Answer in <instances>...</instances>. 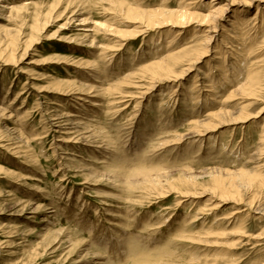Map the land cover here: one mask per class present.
<instances>
[{
  "label": "rangeland",
  "instance_id": "374dc122",
  "mask_svg": "<svg viewBox=\"0 0 264 264\" xmlns=\"http://www.w3.org/2000/svg\"><path fill=\"white\" fill-rule=\"evenodd\" d=\"M0 1V264H264V0ZM184 6L189 22L141 33L149 11ZM212 10L224 11L214 31ZM94 23L104 27L87 36ZM198 41L208 52L179 66H191L183 78L148 79L145 66ZM53 80L110 90L92 129L113 143L118 178L93 143L59 141L49 123L76 109Z\"/></svg>",
  "mask_w": 264,
  "mask_h": 264
},
{
  "label": "bare ground",
  "instance_id": "6f19581e",
  "mask_svg": "<svg viewBox=\"0 0 264 264\" xmlns=\"http://www.w3.org/2000/svg\"><path fill=\"white\" fill-rule=\"evenodd\" d=\"M3 1V0H2ZM185 1V0H184ZM184 1H182L181 3L183 4V5H186L185 4V2ZM191 1V0H190ZM248 1V0H247ZM1 2V1H0ZM123 3V2H122ZM4 4V3H3ZM191 3H189V4H187V6L188 5H190ZM234 4V3H233ZM236 4V3H235ZM212 5V4H211ZM229 5V4H228ZM3 6V5H2ZM122 6H124V5H122ZM121 6V9H123V7ZM186 6V7H187ZM11 7V6H10ZM9 7V8H10ZM69 7H71V6H69ZM185 6L183 7V9L182 10H176V11H169V10H152V11H149L148 12V14L149 15H147L145 18H144V21H143V27H145V30H141V33L142 34H145V33H147L148 32V30H150V29H152L153 27H155V26H157V25H164V24H168L169 26L170 25H172V26H175V27H178V26H182V25H184L185 24V22H189L193 17V15H191L190 13H189V10L188 9H185L186 8ZM213 7V6H212ZM7 8V7H6ZM17 8V7H16ZM22 8V7H21ZM120 8V7H119ZM11 9V8H10ZM68 9V8H67ZM212 9V8H211ZM228 9V8H227ZM8 10V9H7ZM55 10V9H54ZM68 10H70V9H68ZM79 10V9H78ZM118 10V9H117ZM120 10V9H119ZM126 10L128 11V12H134V9L132 8V7H127L126 8ZM214 10V9H213ZM211 11L209 14H207V15H205L204 16V19L203 20H205L206 22H212L213 24H215V25H212L213 27H210L211 29H212V31H214L218 26H217V24H216V22H215V16H216V14L217 15H219L220 17L219 18H221L222 19V15H223V13H224V11L221 13V12H218V11ZM16 11V10H15ZM72 12H73V10H72ZM76 12V11H75ZM16 13H18L17 11H16ZM50 13H52V12H50ZM260 14V11H259V9L257 10V14L253 17V18H250V20H247V18L245 17V16H243V14H241V15H238V16H235L236 18L234 19V21L232 22V25H236V27H237V25H238V27L239 26H245L246 25V23L248 24V23H251V22H253L254 21V23H255V21H257V19H258V15ZM72 15H75V14H72ZM76 15H77V13H76ZM75 15V16H76ZM263 15V14H262ZM197 16H202V15H197ZM196 16V17H197ZM261 19V18H260ZM232 20V19H231ZM262 20H264V19H262ZM261 20V21H262ZM75 21V20H74ZM87 20H85V22H86ZM83 22V21H82ZM88 22V21H87ZM195 22V21H194ZM203 23H204V21H202ZM254 23H253V26H254ZM82 24V23H81ZM86 24V26L88 25L87 23H85ZM94 24H96V23H94ZM188 24V23H187ZM199 24H200V22H199ZM262 24H263V22H262ZM84 25V24H83ZM205 25H207V24H205ZM94 26V25H93ZM209 26V25H208ZM250 26V25H249ZM249 26H247V27H249ZM92 27V26H91ZM100 27H104L103 26V24H96L92 29H87L86 31L87 32H89V33H87V36H90V34H93L94 32H98V29L100 28ZM233 27V26H232ZM255 27V26H254ZM264 27V26H263ZM87 28V27H86ZM159 28V27H158ZM36 29V28H35ZM83 29H85V28H83ZM202 29V28H201ZM235 30V29H234ZM85 31V30H84ZM199 31V30H198ZM201 31V30H200ZM203 31V30H202ZM202 31H201V33H202ZM240 31V30H239ZM246 31V30H245ZM250 31V30H249ZM253 31H255V30H253ZM91 32V33H90ZM93 32V33H92ZM186 32V31H185ZM204 32V31H203ZM198 33H200V32H198ZM95 34V33H94ZM197 34V30H196V33H195V35ZM174 35H176V37L178 36L177 34H174ZM251 35V34H250ZM243 36V35H242ZM241 36V37H242ZM245 36H247V35H245ZM244 36V37H245ZM127 36L126 35H123V37H121L122 38V40H126L127 38H126ZM179 37V36H178ZM208 37L209 38H213V36L212 37H210V35H208ZM249 37V36H248ZM83 38H85V37H83ZM95 38V37H94ZM134 37H132V39H133ZM93 39V38H92ZM120 39V38H119ZM131 39V38H130ZM225 39V38H224ZM223 39V40H224ZM242 39V38H241ZM88 40V39H87ZM94 40V39H93ZM12 41H15V40H12ZM176 41V38H172L171 40H170V42H169V44H171V43H174ZM193 41H191L190 43H192ZM199 42V41H198ZM205 42V41H204ZM248 42H249V40H248ZM35 43V42H34ZM93 43V42H92ZM189 43V44H190ZM242 44V43H241ZM245 44V43H244ZM171 46V45H170ZM175 46H177V45H175ZM204 46V47H203ZM9 47H12V46H9ZM187 47V46H186ZM249 47V46H248ZM168 48H169V45H168ZM206 49V45H204V44H202V42H199V43H196V44H194L193 46H191V47H188V48H185V49H183V50H181V51H179V52H177V53H174V54H170L169 56H166L165 58H163L162 60H160V61H158V62H154V63H152V64H150V65H148V66H145V68L144 69H148V70H150V72H149V74H148V79L149 80H152L153 82H154V85L156 84V83H159L161 80H164V81H171V80H177V79H179V78H183L186 74H187V72H189L191 69V66L190 67H188V69H183V70H181V72L180 73H178V69H179V66L180 65H182V63L183 62H185V61H189V62H191L193 59H195L194 60V62H200L201 61V58L204 56V55H206V53L208 52L207 50H205ZM220 49V48H219ZM175 50V49H174ZM172 51V50H171ZM219 51V50H218ZM243 51V50H242ZM1 52V51H0ZM253 52V51H252ZM251 52V53H252ZM2 53V52H1ZM3 53H5V55H6V52H3ZM9 53V52H8ZM221 53V52H220ZM4 55V54H3ZM5 55H4V57H5ZM8 55V54H7ZM6 55V56H7ZM9 56V55H8ZM7 56V57H8ZM249 56H250V53H249ZM1 58V57H0ZM10 58V57H9ZM64 59V58H63ZM66 59V58H65ZM2 60H3V58H2ZM81 60V59H80ZM4 61H5V59H4ZM52 61V60H51ZM83 61V60H82ZM3 62V61H2ZM64 62V61H63ZM81 62V61H80ZM86 62V61H85ZM90 62V61H89ZM89 62H87V63H85L87 66H88V69H91V71H97V65H95L94 63H89ZM7 63V62H6ZM46 63V62H45ZM49 63V62H48ZM70 63V62H69ZM4 64V63H3ZM78 64V63H77ZM195 65V64H194ZM79 66H80V64H79ZM83 66V65H82ZM81 67V66H80ZM181 67V66H180ZM89 72V71H88ZM240 73V72H239ZM238 73V74H239ZM162 76V77H161ZM261 76H263L262 74H261ZM172 77H174V78H172ZM247 77V76H246ZM247 80V84H248V86L247 87H250V90L252 89V88H254L255 86L257 87L258 85H260V83H261V80H260V73H259V70H258V73H257V71H256V73L255 74H252V75H249V79L248 78H246ZM76 81V80H75ZM97 82V81H96ZM123 82V81H122ZM148 82V81H147ZM172 82V81H171ZM175 82V81H174ZM53 83H54V85L56 86V90L57 91H59V92H63L64 93V95H65V97H62V99H64L65 98V102L67 103V104H70V102L72 103V102H75V112L77 113H63L62 115H60L59 117H57L58 116V114H57V116L55 117V118H53L52 120H54L55 121V123H52V120H51V122L49 123V124H51L52 125V127H57V129L54 131L56 134H59V136H60V139H59V141H67L68 139H66L67 138V136L68 135H71V134H74L75 135V139H77L76 141H80V140H83V142H84V140L86 141V143H93L94 145H93V148H94V150H102V153H101V156H102V159H99L100 161H98V163L99 164H103V166L107 169L103 174H105L106 176H108L109 178H118L119 176H120V174H121V169L120 168H122L121 166H117V164H114V163H116V162H114V163H111V162H113V160H116L117 161V159H114L113 157V155H112V153H114V148H113V146L111 147V143H110V141L108 140V138H106V139H104L103 137H101V135L103 134L102 132H101V130L100 131H95L94 129H92L93 127V124L95 125V123H97V121L100 119V116H99V114H101V112H104V111H106L105 110V102L106 101H104L103 99H105V98H101V97H104V95H105V91H106V93L108 92V91H110V90H105V89H103V88H100V89H97V88H95V87H88V86H84L83 84H81V83H79L78 82V85L74 82V83H72V82H60V81H57V80H53ZM100 83V82H99ZM120 83V82H119ZM81 84V85H80ZM113 84V83H112ZM153 84V83H152ZM51 85V84H50ZM87 85V84H86ZM102 85V84H101ZM116 85H118V84H116ZM115 85V86H116ZM127 85V84H126ZM151 85V84H150ZM35 86V85H34ZM112 86H114V85H112ZM121 86V85H120ZM86 87H88V89H86ZM98 87V86H97ZM152 87V86H151ZM242 87V86H241ZM245 87V86H244ZM51 88V87H50ZM37 89V88H36ZM115 89V88H114ZM150 89H152V88H150ZM241 90H242V88H240ZM244 89H246V88H244ZM243 89V90H244ZM255 89V88H254ZM257 89H258V87H257ZM25 90L26 89H24V91L23 92H21L19 95H18V97H22L23 98V96L25 95V94H27L30 90H28V91H26L25 92ZM51 90V89H50ZM87 90V91H86ZM31 91H32V89H31ZM30 91V92H31ZM45 91V90H44ZM55 91V90H54ZM88 91H90V92H88ZM112 91V90H111ZM115 91H116V89H115ZM33 93V91L31 92V94ZM38 93V92H37ZM254 93V92H253ZM255 94V93H254ZM54 95V94H53ZM113 95V94H112ZM215 95V94H214ZM17 97V98H18ZM55 97V96H54ZM61 96H59V97H57V98H60ZM87 97H89L87 100H86V98ZM22 98H20V99H22ZM56 98V97H55ZM50 99V98H49ZM61 99V98H60ZM107 99V98H106ZM105 99V100H106ZM53 100V99H52ZM51 100V105H55V107L57 106H62V105H60V103H58V102H54V101H52ZM56 100V99H55ZM215 100V99H214ZM81 101H83V102H85V104H80V102ZM60 102H62V101H60ZM65 102H64V104H65ZM217 103V102H216ZM62 104V103H61ZM66 104V105H67ZM74 104V103H73ZM50 105V106H51ZM111 105V104H110ZM64 106V105H63ZM224 106V105H223ZM66 107V106H65ZM225 107V106H224ZM65 110V109H64ZM226 111H227V109H225ZM224 110V111H225ZM0 111H3V112H5V110L4 109H0ZM57 112H58V110H56ZM3 112H1V113H3ZM85 113L86 112V114H87V112H90L91 114H92V117L93 118H88V117H85L84 115H80V114H82V113ZM100 112V113H99ZM217 112V111H216ZM220 112V111H219ZM230 112V111H229ZM60 113V112H59ZM79 113V114H78ZM98 113V116L99 117H97V116H94V115H96ZM219 113H211V115H209L208 117H217V116H219L218 115ZM46 115V114H45ZM225 115H227L226 113H225ZM247 115V114H246ZM1 116V115H0ZM3 117V116H2ZM2 117H0L1 119H2ZM4 117H5V115H4ZM10 117V116H9ZM248 117V116H247ZM12 118V117H11ZM8 119V118H7ZM10 119V118H9ZM50 119V118H49ZM84 119L86 120L85 121V123L83 122L84 121ZM209 119V118H208ZM207 119V120H208ZM243 119V118H242ZM248 119V118H247ZM241 120V119H240ZM206 121V120H205ZM13 122H14V120H13ZM100 122V121H99ZM14 124V123H13ZM197 125H200V123L199 122H197L196 123ZM210 124V123H209ZM98 126H99V124H98ZM6 127V126H5ZM209 127H211L210 125H209ZM7 128H8V126H7ZM15 128V127H14ZM17 128V127H16ZM88 129H90V130H88ZM11 130H13V132H14V129H11ZM216 130V129H215ZM17 131V130H16ZM12 132V133H13ZM209 132V131H208ZM1 133V132H0ZM21 133V132H20ZM105 134V133H104ZM197 134V133H196ZM199 134V133H198ZM2 135V134H1ZM65 135H67V136H65ZM201 135V134H200ZM11 136V135H10ZM13 136V135H12ZM21 138H24V137H22L23 135L22 134H20L19 135ZM103 136V135H102ZM3 137V136H2ZM195 137V136H194ZM12 138V137H11ZM1 139V138H0ZM3 139H4V137H3ZM13 139V138H12ZM17 139V138H16ZM15 139V140H16ZM25 139V138H24ZM2 140V139H1ZM14 140V141H15ZM26 140V141H25ZM25 140H23V141H25L26 142V144L27 145H29V140L26 138ZM6 141V140H5ZM69 141H71V140H69ZM0 142H2V141H0ZM73 142V141H72ZM13 143V142H12ZM12 143H10V144H12ZM82 143V142H81ZM85 143V142H84ZM8 144V143H7ZM9 144V145H10ZM15 144V143H14ZM31 144V143H30ZM58 144V143H57ZM69 144V143H68ZM113 144V143H112ZM6 145V144H5ZM24 145V144H23ZM23 145H22V147H23ZM86 145V144H85ZM15 146V145H14ZM63 146V145H62ZM75 146V145H74ZM2 147H3V145H2ZM9 147H11V146H9ZM17 147V146H16ZM64 147V146H63ZM6 148H8V147H6ZM14 148V147H13ZM20 148V147H19ZM18 148V149H19ZM29 148V147H28ZM9 149V148H8ZM30 149H32V148H30ZM29 149V150H30ZM60 149V148H59ZM26 150V149H25ZM25 150H24V153L23 154H25ZM10 151V150H9ZM15 151V150H14ZM17 151H19V150H17ZM32 151V150H31ZM12 152H13V150H12ZM22 152V151H21ZM11 153V152H10ZM16 153V152H15ZM28 153V152H27ZM26 153V154H27ZM18 154H19V152H18ZM29 154V153H28ZM22 155V154H21ZM20 156V155H19ZM37 156V155H36ZM60 156V155H59ZM21 157V156H20ZM63 157V156H62ZM100 157V156H99ZM25 158H28V157H26L25 156ZM30 159L31 158H36L35 157V153H32L31 155H30V157H29ZM113 158V159H112ZM21 159V158H20ZM27 161V160H26ZM30 161H32V159L30 160ZM30 161H28V162H30ZM40 161V160H39ZM67 161V160H66ZM69 161V160H68ZM35 162V161H34ZM38 162V161H37ZM25 163V162H24ZM40 163V162H39ZM38 163V164H39ZM67 163V162H66ZM30 164V163H29ZM32 164H34V163H32ZM35 165V164H34ZM33 165V166H34ZM116 165V166H115ZM36 166V165H35ZM102 166V167H103ZM90 167V166H89ZM101 167V168H102ZM87 168V166L85 167V169ZM92 168H93V166H92ZM91 168V169H92ZM97 168H99V167H97ZM101 168H99V169H101ZM0 169H2V168H0ZM4 169H5V167H4ZM89 169V168H88ZM104 169V168H103ZM3 171V170H2ZM10 171V170H9ZM127 171V170H126ZM1 172V171H0ZM5 172H8V170L7 171H5ZM123 172V171H122ZM9 173V172H8ZM14 175H15V173H13ZM11 172H10V174L9 175H13ZM17 174V173H16ZM144 175V173L141 171H139V172H137V175ZM22 176V175H21ZM10 177V176H9ZM14 177H16V176H14ZM19 178V177H18ZM16 179V178H15ZM150 179V176H149V178H148V176H143L142 177V180H144V181H146V182H149V181H151L150 183H152V182H154V181H152V180H149ZM180 182H184V180H179ZM191 182H193V181H191ZM195 182V181H194ZM143 183V182H142ZM149 183V184H150ZM191 185V184H190ZM136 186V185H135ZM175 186V185H174ZM173 186V187H174ZM132 187H134V185H132ZM144 187V186H143ZM195 187V186H194ZM1 189V188H0ZM35 189V188H34ZM136 189V188H135ZM2 190V189H1ZM177 191H178V189H177ZM0 192H3V191H0ZM167 193V192H166ZM3 194V193H2ZM185 196V195H184ZM219 197V196H218ZM222 201V200H221ZM20 203V202H19ZM22 204V203H21ZM32 204V203H31ZM216 204V203H215ZM219 204V203H218ZM221 204V203H220ZM27 205V204H26ZM22 206V205H21ZM40 207V206H39ZM42 207V206H41ZM216 207V206H215ZM24 208V207H23ZM26 209V208H25ZM22 210H24V209H22ZM39 210V209H38ZM41 210V209H40ZM35 211V210H34ZM239 211V210H238ZM36 212V211H35ZM33 213V212H32ZM56 213V212H55ZM198 213H199V215H198ZM197 214H196V216L195 217H193V218H191V220H190V222H189V225H192V224H195L196 222H198V220H200V219H202V220H204V213L202 212V210H201V212L199 211ZM209 213V212H208ZM237 213V212H236ZM238 213H240V212H238ZM237 213V214H238ZM233 214H235V212L233 213ZM203 215V217H200V216H202ZM228 215V214H227ZM232 215H228V216H225L224 215V218L222 217L221 219H222V221H223V219L226 221V219H229L230 217H231ZM220 219V220H221ZM231 219H232V217H231ZM47 221V220H46ZM55 220H53V222H54ZM187 221V220H186ZM53 222L51 223V222H49V225H53ZM205 222H207V221H205ZM187 223V222H186ZM55 224V223H54ZM188 224V223H187ZM186 224V225H187ZM204 224V223H203ZM45 225V224H44ZM47 226V225H46ZM45 228V227H44ZM48 228H49V226H48ZM60 230V229H59ZM48 231V230H47ZM64 231V230H63ZM15 232V231H14ZM58 232H60V231H58ZM61 232H62V230H61ZM49 233H51V232H49ZM48 233V234H49ZM47 235V234H46ZM45 235V236H46ZM51 235V234H50ZM60 235V234H59ZM21 236V235H20ZM42 237V236H41ZM46 239V238H45ZM68 240L70 241V243L73 245V246H75V242L74 243H72L73 242V238H72V236H69V238H68ZM45 241V240H44ZM51 241V240H50ZM53 243V242H52ZM88 255H90L91 253H87ZM96 254H98V253H96ZM92 256V258H94V260H96L97 258H102V256L99 254V255H95V254H92L91 255ZM89 257V256H88ZM82 258V257H81ZM86 259V258H85ZM80 260V259H79ZM74 261H76V258H75V260ZM83 261V260H82ZM88 261V260H87ZM73 262V261H72ZM80 262V261H79ZM96 262V261H95ZM100 262V261H99ZM73 264V263H72ZM99 264H103V263H99Z\"/></svg>",
  "mask_w": 264,
  "mask_h": 264
}]
</instances>
